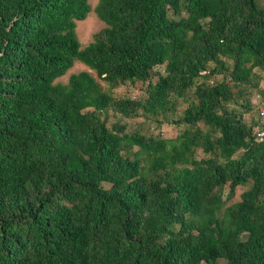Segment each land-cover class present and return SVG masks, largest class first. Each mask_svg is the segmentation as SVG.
<instances>
[{
	"label": "trees",
	"instance_id": "trees-1",
	"mask_svg": "<svg viewBox=\"0 0 264 264\" xmlns=\"http://www.w3.org/2000/svg\"><path fill=\"white\" fill-rule=\"evenodd\" d=\"M88 1L0 0V264H264V6L99 0L81 48ZM180 100L175 138L122 122Z\"/></svg>",
	"mask_w": 264,
	"mask_h": 264
},
{
	"label": "rangeland",
	"instance_id": "rangeland-1",
	"mask_svg": "<svg viewBox=\"0 0 264 264\" xmlns=\"http://www.w3.org/2000/svg\"><path fill=\"white\" fill-rule=\"evenodd\" d=\"M98 2L99 0H89L88 3L91 7V12L88 14L87 18L84 21H79L76 23L77 25L75 31L81 48L86 47L90 42H92L94 34L105 27V25L98 19L94 12V8ZM258 3L260 6H264V0H258ZM80 71H88L95 77L93 71L89 70L85 65L77 62L66 73L65 76L56 80V82L65 84L67 83L68 77L71 74H76ZM158 74H163V67H156L152 71L151 80L153 82L157 80ZM217 79L221 80L222 77L219 76ZM98 82L100 83L104 91L109 92L114 97H125L130 99L145 97L143 95L144 93L140 91L142 87H145V85L142 86V83H137L134 86L126 83L124 85H119L116 88L110 89L107 83L100 80H98ZM259 89L264 90V80L260 83ZM244 97L249 98L253 106V109L250 113L244 114L245 121L249 123L253 118L255 119L257 117V112H259L260 110H264V98L259 94L257 90H251L248 93V96L247 94H245ZM239 103L241 104L242 100H239ZM186 106L187 104L184 101L180 100L178 104V114L169 112L164 119L161 116L152 118L148 115H142L135 119H123L122 122L127 125V131H139L145 136L160 137L161 139H172L175 138L181 130H183V126L171 124L166 121L176 120ZM114 121H116V118L110 115L109 123H112ZM133 151H137V148H133ZM196 157L201 158L204 157V155L200 150H198L196 152ZM247 189L248 186L238 187L235 192L234 198L230 202H228L227 205L239 201L240 194Z\"/></svg>",
	"mask_w": 264,
	"mask_h": 264
},
{
	"label": "built area",
	"instance_id": "built-area-1",
	"mask_svg": "<svg viewBox=\"0 0 264 264\" xmlns=\"http://www.w3.org/2000/svg\"><path fill=\"white\" fill-rule=\"evenodd\" d=\"M259 117L263 123L262 127H256L254 129V136L256 140L262 141L264 140V110L259 111Z\"/></svg>",
	"mask_w": 264,
	"mask_h": 264
}]
</instances>
